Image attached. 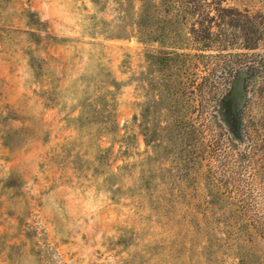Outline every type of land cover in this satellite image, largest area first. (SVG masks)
Instances as JSON below:
<instances>
[{"label":"rangeland","instance_id":"obj_1","mask_svg":"<svg viewBox=\"0 0 264 264\" xmlns=\"http://www.w3.org/2000/svg\"><path fill=\"white\" fill-rule=\"evenodd\" d=\"M91 2L85 36L122 50L91 49L100 64L55 57L65 43L50 23L0 0V146L41 138L42 108L68 95L84 110L65 150L95 204L69 230L90 247L68 258L38 244V263L264 264V0ZM75 66L82 77L64 92ZM27 225L28 238L42 237L38 218Z\"/></svg>","mask_w":264,"mask_h":264},{"label":"crops","instance_id":"obj_2","mask_svg":"<svg viewBox=\"0 0 264 264\" xmlns=\"http://www.w3.org/2000/svg\"><path fill=\"white\" fill-rule=\"evenodd\" d=\"M91 5V0H12L11 4L12 10H29L41 21H48L50 33L64 39L65 44L54 46L55 57L73 56L76 64H100L104 59L99 49L97 54L91 49L106 47L112 55H118L122 50L117 46L110 49L105 37L85 36L81 23L94 11L86 10L84 6ZM77 7H82L78 13L75 12ZM12 28L34 31L25 26ZM74 47L91 51L86 54L74 52ZM82 73L83 68L75 66L74 70L62 76L60 89L67 91L81 79ZM19 84H15L12 90L16 93L9 95L8 102L14 106L26 98L23 83ZM42 109L45 132L41 138L30 140L18 151L0 146V210L3 216L0 219V238L6 235L9 241L6 252L0 248L2 264H39L37 249L40 245L53 247L68 258L83 256L90 247L82 234L69 230L76 218L89 216L95 204L88 199L85 187L76 185L78 172L73 157L65 150V145L79 135L78 128L71 122L80 121L83 106L80 98L72 94L68 95L66 103ZM17 174L20 184H10L13 175ZM37 218L44 232L40 234L42 237L30 239L26 232L31 225L27 224ZM9 249H18L20 256L11 255Z\"/></svg>","mask_w":264,"mask_h":264},{"label":"water","instance_id":"obj_3","mask_svg":"<svg viewBox=\"0 0 264 264\" xmlns=\"http://www.w3.org/2000/svg\"><path fill=\"white\" fill-rule=\"evenodd\" d=\"M241 93H237L236 97L227 102V108L235 115V106L239 100Z\"/></svg>","mask_w":264,"mask_h":264}]
</instances>
